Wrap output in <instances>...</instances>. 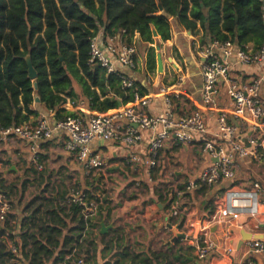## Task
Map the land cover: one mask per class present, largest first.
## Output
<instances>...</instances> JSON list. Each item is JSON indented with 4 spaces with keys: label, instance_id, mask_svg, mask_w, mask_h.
Segmentation results:
<instances>
[{
    "label": "trees",
    "instance_id": "trees-1",
    "mask_svg": "<svg viewBox=\"0 0 264 264\" xmlns=\"http://www.w3.org/2000/svg\"><path fill=\"white\" fill-rule=\"evenodd\" d=\"M170 18L194 36L201 31V43L229 40L256 49L264 38L261 0H0V127L36 115L35 96L46 111H54V119H61L71 115L61 107L66 102L105 111L117 107L116 99L124 104L135 92L146 94L148 89L141 83L133 81L124 87L118 75L89 62V40L101 32L104 37L119 34L122 44L135 45L137 33L140 41L152 44L154 29L166 41L171 37ZM143 49L146 70L154 71V47ZM28 61L34 77L28 75ZM45 159L44 154L36 155V164L42 168L33 163L32 174H23L19 184L0 171V194L10 204L0 221V264H78L80 256L98 264V252L105 258L99 264H174L169 248L143 253L124 244L115 228L99 234L95 219L91 223L79 205L65 201L69 188L58 190ZM99 180L93 177L91 184L78 187L88 198L98 200ZM27 185L34 190L25 195ZM196 191L212 194L206 187ZM154 193L169 202L175 198L172 190ZM105 202L106 197L99 211ZM169 219L180 228L184 218Z\"/></svg>",
    "mask_w": 264,
    "mask_h": 264
},
{
    "label": "built area",
    "instance_id": "built-area-1",
    "mask_svg": "<svg viewBox=\"0 0 264 264\" xmlns=\"http://www.w3.org/2000/svg\"><path fill=\"white\" fill-rule=\"evenodd\" d=\"M261 1L264 15V0ZM199 55L201 84L196 99L183 88V78L178 76L172 84L161 86L158 93L135 92L131 101L105 111H70L71 115L61 119L40 116L0 127V140L16 138L26 142L35 164L40 143L64 140V149L86 172L105 164L102 154L92 146L96 141L115 143L126 150V163L149 169L157 166L169 141L194 150L202 164L180 188L173 189L175 198L169 202V209L170 216L185 213L186 196L200 187L218 192L212 210L201 214L190 238L196 257L205 260L215 245L210 238L212 227L223 229L224 237L231 240L239 217L264 220V187L258 177L247 181L237 177L240 164L246 161L256 163L264 174V38L256 49L242 48L229 40H209ZM135 57V46L122 44L119 34L104 37L99 32L89 40V62L99 64L105 73L118 75L124 87L133 82L124 69H136ZM182 96L191 102V108L179 111L176 101ZM156 97L161 99L162 110L149 114L146 108ZM139 144L143 152L134 150ZM97 197L98 200L88 198L82 188L71 186L65 201L79 205L84 218L93 223L102 204ZM9 209V202L0 194V221ZM182 232L186 237L188 231ZM240 248L243 255H264V237L245 239ZM232 249L228 246L225 250L224 264H229ZM77 263L96 264L83 256ZM247 264L255 263L247 260Z\"/></svg>",
    "mask_w": 264,
    "mask_h": 264
},
{
    "label": "crops",
    "instance_id": "crops-1",
    "mask_svg": "<svg viewBox=\"0 0 264 264\" xmlns=\"http://www.w3.org/2000/svg\"><path fill=\"white\" fill-rule=\"evenodd\" d=\"M170 22L171 37L166 41L161 40L157 35L156 37H153L154 44H146L140 41L138 34L136 33L134 37V46L136 50V69H124L125 73H127V75L133 79V81L139 82L143 86H145L148 89V94L158 93L161 86H163L164 84H172L171 82H173L168 81V79L172 77V75L175 73V69L173 68L174 59L171 54H165L166 49L170 52L173 51L174 56L177 55V53L179 55L181 54L183 56V60H185L186 62V74L180 75L183 78V88L186 89L187 93L189 92L194 99H196L198 98V90L201 84L199 66L202 57L201 55H199V50L209 41V39L206 40V42L201 43L198 38V36L201 34V31L198 33V35L194 36L190 33V31L185 30L182 26L178 25L175 19L170 18ZM156 44L159 45V50L160 48H162V51L160 53L163 61V74L161 76L152 77L150 73L153 71L146 70L145 49L140 50L139 47H147L149 45L155 47ZM193 49L195 52V56L192 53ZM179 55L178 57H181V55ZM165 60H167V62H164ZM170 64L172 65L174 72L170 71L168 67V65ZM199 76L200 79L198 78ZM163 79L165 80L164 83ZM150 81L151 84L149 85ZM75 88L76 90H79L76 84ZM61 107L70 111H76L81 113H83L84 111H89V109L83 104L79 107L74 108L75 106H73L69 102H66L62 104ZM32 108L37 111V114L30 116V118L28 119L29 121H33L40 116H48L50 119H54V111H46L40 103L34 102ZM176 108L179 111L191 108V102L185 96H182L177 99ZM146 110L149 114H159L162 110L161 99L159 97H156L151 103H149ZM19 140L16 138L0 140V169L6 177L7 175L15 177L16 174H19L20 176L23 174H32V171H30L29 168L32 167L34 162L32 161L31 155L29 154L30 151L28 145L26 142ZM46 142L47 141L39 144L40 150L38 152H41L45 155L52 148H56L59 150L56 158L61 157V160L69 159L74 160L76 162L74 156L68 153L64 149L63 145L60 146V144H58L60 142L59 140L52 139L49 141V143ZM92 146L97 148V150L100 152V154H102L104 158L107 154L110 153L113 158H118L117 160H121L122 162L123 160L121 158L125 160L126 150L123 151L122 148H120L113 142L96 141L92 144ZM176 146L178 145L175 143V141H169L165 149L162 150V152L164 153H160L157 166H159V164L161 166L162 163H165L168 158L167 155L173 152ZM183 149L187 150L185 147H183ZM134 150H136V152H143V145L139 144L135 146ZM122 153H124V155ZM46 160L47 158L43 161L44 164ZM2 163L5 166H3ZM62 165L66 168L69 167L66 165V163ZM64 167H62L61 172L56 173L57 176L55 181L56 184H58L59 186L58 190L60 192L66 191L71 186H74V184H69V175L67 177V171ZM139 167L142 166H138L136 164L131 166V169L133 171L129 169L131 171L130 173L132 175L141 173V171L138 169ZM117 168L118 166L110 167L107 172H99L95 174L94 177L101 180L103 177H107L110 172H116L117 170H119ZM47 169L49 171H52L51 167H47ZM174 173L176 175H187L185 171H175ZM156 176L159 178V173ZM51 178L52 177L50 176V180H52ZM155 191L158 193L157 190ZM192 193L197 194L198 191L195 190L193 192H190L191 196ZM151 196H155L156 199L142 201L139 207L138 203L136 202L138 200V197L135 193H133L129 197L127 196L128 200L125 199L123 203L117 202L115 204H112L111 201L105 202L103 208L100 209L95 218L98 223L99 234H107L115 228L118 231L119 236H123L124 244L127 243L136 251H140L143 253L147 252L148 250L160 251L169 248L170 251L174 254V264H224V261L227 258V255H225V250L228 246L233 247V249L228 253L229 257L227 261L229 262V264H247V260L254 261L255 264H264V255H243V251L240 248L241 244L238 245L242 236H245V232H261L264 235V228L260 226L264 223V220L251 218V221H253L257 225L256 227H253L250 221L241 222V217H239L236 221V224L234 223L235 225L232 228L231 240L226 239L224 237L223 229H215L214 227L212 233L210 234V238L215 244L214 248L210 251L209 255L206 257L205 260H200L195 255V250L191 245L190 238L192 237L193 232H195L197 228V220L201 218L202 213H197L198 209L203 210V208L200 205L193 206L187 201H185L183 203L185 211V213L182 214L184 218L183 223L182 226L178 228L177 224L171 222L169 219V201L163 200V198L159 199L155 193H152ZM158 203H160V206H158ZM192 203H194V201H192ZM11 212L13 214H16V209L11 210ZM101 222L108 226L105 233H100ZM190 222H192V226H190ZM173 227H176V229H182V231L184 232L188 231L186 237H181L178 235L176 236V238H174L169 236V232H171ZM16 240L18 239L16 238ZM98 240L99 237H97V242ZM10 246L12 247V245ZM100 248L101 246H99V249ZM96 259L98 264L102 263L105 260V258H103L99 252Z\"/></svg>",
    "mask_w": 264,
    "mask_h": 264
},
{
    "label": "rangeland",
    "instance_id": "rangeland-1",
    "mask_svg": "<svg viewBox=\"0 0 264 264\" xmlns=\"http://www.w3.org/2000/svg\"><path fill=\"white\" fill-rule=\"evenodd\" d=\"M139 49L142 50L143 47H139ZM157 50L158 49L154 47L155 54ZM159 51L161 52L162 48H160ZM192 53L195 56L194 49ZM165 54L166 55L171 54V56L174 59L173 68L175 69V73L172 75V77L168 79V81L175 82L178 80L177 79L178 76L186 74V71H187L186 64H185L186 62L185 60H183V56L181 54H180L181 57H178L179 55L178 53L177 55L174 56L173 51L170 52V51H167V49H166ZM164 62H167V60H165ZM168 67L171 72H174V69L172 68L171 64L168 65ZM150 74L152 77L161 76L163 74V71L157 72L156 66H155V70L151 72ZM198 78L200 79V76ZM164 82L165 80L163 79V83ZM150 84H151V81L149 85ZM80 105H82V103L76 105L74 108L79 107ZM58 152H59L58 149L52 148L51 150L48 151L47 154H45L47 158V160L45 161V165L47 167L52 168V171H51L52 180L51 181L56 180V176H57L56 173L62 171V167H64L62 164H65V163L67 166H69L67 168L64 167L65 170L67 171L66 172L67 177L69 175V184L70 185L74 184V186H82V187L88 186L89 184H91V182H93L92 180L95 174L99 172L105 173L108 171L110 167L118 166L117 169L119 170H117L116 172L114 171L110 172L107 175V177L105 178L103 177L101 180L98 181L97 183L98 187H97V190H95V192L99 194L101 200H103V198L106 197L107 201H111L112 204H115L117 202L123 203L125 199L128 200V197L132 195L133 193H135L137 194V197H138V200L136 201L138 203V207L142 201L156 199L155 196H153L154 198L151 196L155 190H157L158 193L159 192L165 193L166 191H169V190L173 191L175 187H178V184L183 183L189 176L190 177L193 176L198 171V169L200 168L202 164L201 159H199L196 156L194 150H190V149L184 150L183 148L179 147L167 155L168 158L165 161V163H162L161 166L159 164V166L156 169L154 168L152 171L143 165V167L138 168L141 171V173L132 175L130 173L131 172L130 170H132L130 163H126V161L121 157L120 158L123 160V162L121 160H117L118 158L116 157L113 158V156H111L109 153L105 156L104 158L105 164L101 166V168L92 170L90 172H86L79 166V164H77V161L75 162L74 160H69V159L61 160L62 159L61 157L56 158ZM163 153L164 152H162V154ZM29 154L31 155V159H32L33 158L32 153L30 152ZM41 154H42L41 152L37 153V155H41ZM122 154L124 155V153ZM175 171H182V172L185 171L187 175L185 174L176 175L174 173ZM158 173L160 175L159 178L156 176L158 175ZM237 177L238 179L242 181H247L250 179L253 180L258 177L259 182L264 187V174L261 171V167L256 165V163L252 161H246L240 164ZM6 178L14 180L15 182L19 184L23 176L22 175L20 176L19 174H16L15 177H11L7 175ZM33 190H34L33 188L27 185L25 195H27L29 192H33ZM210 190L214 192V195H212V197L211 195L198 192L197 194L192 193V196L191 194H189L185 198V201H187L189 204L193 206L200 205L203 208V210L198 209L197 213H204V212H207L208 210H212L213 198L217 195L218 192H216L214 188H211ZM192 201H194V203H192ZM240 221L241 222L250 221L253 227L257 226L253 221H251V218H248V217L242 216L240 218ZM177 231L181 232L182 229H177ZM174 233L175 232L171 230V232H169V236L175 237Z\"/></svg>",
    "mask_w": 264,
    "mask_h": 264
},
{
    "label": "water",
    "instance_id": "water-1",
    "mask_svg": "<svg viewBox=\"0 0 264 264\" xmlns=\"http://www.w3.org/2000/svg\"><path fill=\"white\" fill-rule=\"evenodd\" d=\"M158 7L160 8V5H158ZM152 36L153 37H156L157 36V33H156V31L154 29H152ZM155 48L158 49L157 52H156V54H155L156 70H157V72H162L163 71V61H162L161 53L159 51V45L156 44L155 45ZM28 75L30 77H34L35 76V71L32 68V65H31V63L29 61H28ZM34 87H36V85H34ZM34 101L35 102H38L39 101V99H38L37 96L34 97ZM116 102H117V105L118 106L121 105V103H122L120 99H116ZM158 206H160V203H158ZM260 226L264 228V223L261 224ZM107 228H108V226L105 225L103 222L100 223V233H105L106 230H107ZM213 229H214V227H212V230ZM172 231L175 232L174 233L175 237L178 236V235L181 236V237L184 236V233L177 231L176 227H173L172 228ZM262 236L264 237V235L261 232H255V233L245 232V236H242V238H241V240H240V242H239L238 245H240L242 243V241L245 240V239H248V238H260Z\"/></svg>",
    "mask_w": 264,
    "mask_h": 264
}]
</instances>
